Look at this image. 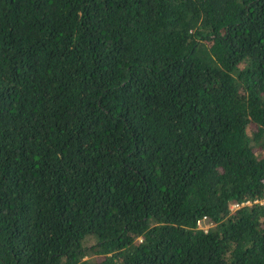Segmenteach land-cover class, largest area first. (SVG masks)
<instances>
[{
	"label": "trees",
	"instance_id": "16d2710c",
	"mask_svg": "<svg viewBox=\"0 0 264 264\" xmlns=\"http://www.w3.org/2000/svg\"><path fill=\"white\" fill-rule=\"evenodd\" d=\"M0 264H264V0H0Z\"/></svg>",
	"mask_w": 264,
	"mask_h": 264
},
{
	"label": "built area",
	"instance_id": "2783aa9c",
	"mask_svg": "<svg viewBox=\"0 0 264 264\" xmlns=\"http://www.w3.org/2000/svg\"><path fill=\"white\" fill-rule=\"evenodd\" d=\"M262 202V201H260ZM247 203V202H246ZM244 203H241L240 205H243ZM239 205L238 204H231L230 208H237ZM211 226V223L208 221V219L206 218V216H201L199 218L196 219L195 221V228L200 229L202 231H206L207 228H209Z\"/></svg>",
	"mask_w": 264,
	"mask_h": 264
},
{
	"label": "rangeland",
	"instance_id": "374dc122",
	"mask_svg": "<svg viewBox=\"0 0 264 264\" xmlns=\"http://www.w3.org/2000/svg\"><path fill=\"white\" fill-rule=\"evenodd\" d=\"M248 132H249V131H248ZM95 259H97V260H98V259H99V256L95 257Z\"/></svg>",
	"mask_w": 264,
	"mask_h": 264
}]
</instances>
